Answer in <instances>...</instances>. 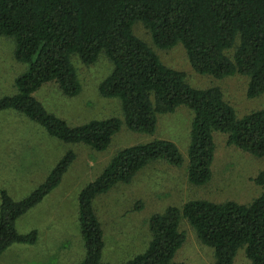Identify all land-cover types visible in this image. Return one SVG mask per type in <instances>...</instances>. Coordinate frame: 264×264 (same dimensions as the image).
Listing matches in <instances>:
<instances>
[{
	"label": "trees",
	"instance_id": "obj_1",
	"mask_svg": "<svg viewBox=\"0 0 264 264\" xmlns=\"http://www.w3.org/2000/svg\"><path fill=\"white\" fill-rule=\"evenodd\" d=\"M137 21L150 30L157 47L181 43L198 73L218 79L240 74L248 78V97L264 94V0H0V36L14 40V57L26 65L15 78L17 93L0 97V111L22 113L61 142L104 151L123 124L154 135L160 116L186 107L193 113L187 177L196 186L212 179L218 132L227 136L229 145L264 156V108L239 117L219 87L191 86L184 72L163 64L153 48L134 34ZM101 54L114 68L100 83L99 92L120 100L123 119L71 125L35 96L50 83L68 97L78 95L81 83L72 56L91 64ZM75 159V152L68 150L45 181L21 200L1 192L0 255L12 244L36 241L35 231L20 233L16 222L61 183ZM157 161L181 167L184 157L178 145L166 138L126 146L81 188L78 221L85 258L79 264H118L103 260L105 231L94 200L119 183H131ZM254 182L264 185V170ZM183 220L213 249L214 264H234L239 250H244L250 264H264V192L248 203L192 199L153 213L147 247L119 264H188L174 260L186 240Z\"/></svg>",
	"mask_w": 264,
	"mask_h": 264
},
{
	"label": "rangeland",
	"instance_id": "obj_2",
	"mask_svg": "<svg viewBox=\"0 0 264 264\" xmlns=\"http://www.w3.org/2000/svg\"><path fill=\"white\" fill-rule=\"evenodd\" d=\"M133 31L153 48L163 64L184 72L191 86L199 89L219 87L225 100L234 107L239 117L264 108V94L255 98L247 96L246 76L235 74L218 79L212 75L198 73L191 66L186 49L181 43L167 49L157 47L150 30L141 21L134 24ZM72 63L81 83V92L74 97H68L60 91L56 83L46 84L35 93L46 109L71 125L109 117L123 119L120 100L105 98L99 92L100 83L113 71L111 60L101 54L93 63L84 64L78 56L73 55ZM25 68L26 66L14 57V40L0 36V97L17 93L15 78ZM14 112L16 111H0V119L3 120L0 121V128L14 127L20 122V119L10 116ZM192 118V111L186 107L160 116L154 135L134 132L123 124L121 130L114 135L110 146L104 151L94 150L86 144H69L53 139L47 141L44 139V132L40 130L43 129L41 126L38 127V131L24 132L25 135L11 133L10 135L19 140L28 136L30 140H34L20 146L14 138L9 142V151L12 150V154L16 152L19 157L21 153L34 150L38 155L31 161L30 166L33 173L39 175L40 172L46 171L44 177L68 150H73L76 154L75 161L63 176L61 183L36 205L28 217L26 215L21 220L23 221L21 230L31 229L37 221L40 209L47 214L52 208V219L55 221L53 231L62 229L61 237L53 242V247L62 245L67 251L74 248L76 252L71 257L74 262L79 260L82 251L85 256L84 241L78 217L76 218L77 198L81 188L102 172L119 149L155 138L174 141L183 154L184 163L181 167H175L165 161L152 162L141 170L131 183H119L109 192L96 197L94 210L105 231L104 261L121 263L145 250L151 238L148 227L150 216L162 212L170 205L182 206L192 199L248 203L264 192V185L254 182V177L264 170V156L257 157L229 145L227 136L219 132L214 136L216 152L212 165V179L200 186L192 185L188 181L187 151ZM5 149L1 150L5 152ZM19 159L22 163L15 164L12 158L0 156V196L1 191L5 189L14 199L20 200L36 188L34 186L28 190L34 184V181L29 179L32 172L27 170V159L20 157ZM6 160L14 164L5 163ZM41 160H45V163H40ZM139 204L143 205L142 209L137 208ZM27 225L29 228H26ZM181 230L185 233L186 240L176 252L174 260L188 264H214L213 249L199 240L188 221H182ZM234 264H250L244 250H239Z\"/></svg>",
	"mask_w": 264,
	"mask_h": 264
},
{
	"label": "crops",
	"instance_id": "obj_3",
	"mask_svg": "<svg viewBox=\"0 0 264 264\" xmlns=\"http://www.w3.org/2000/svg\"><path fill=\"white\" fill-rule=\"evenodd\" d=\"M11 111H13V110H11ZM10 116L14 117L18 120L20 119L19 120L20 122H18L14 127L3 126L0 128V156L2 155V156H7L9 158H12V161L15 164L22 163V160H20L19 157L20 158H26L27 159V170H28V172H32L29 179H30V181L31 180L34 181V184L31 185L28 190L32 189L34 186L37 188L45 181V179L48 176L47 175L44 177V175L46 174V171L44 173L40 172V175L37 173H33V169L30 166V164H31V161L34 158H36V156L38 154L34 150H32V151L28 150L26 153H21L18 157L16 152H14V154H12V150L9 151L8 146H9V142L13 141L14 138L19 143L20 146L22 144L31 143L34 140H30L29 136L27 138L21 137V140H19V138L14 137V135H10V134L13 133V134L25 135L23 133L27 132L28 130L29 131H32V130L38 131L37 129L41 125L40 124L37 125L36 123H33L27 116H25L22 113L17 112V111L14 112L13 114H10ZM29 120L31 121V123H29L30 122ZM0 121H3V120L0 119ZM27 128H29V129H27ZM40 130L42 132H44V139L45 140L51 141V139H53L56 142H61L57 138L50 135L44 127H43V129H40ZM1 149H5V152ZM5 163L14 164L9 160H6ZM40 163L44 164L45 160H41ZM2 191L7 192V190H5V189H3ZM21 193H23V192H21ZM13 194L16 197H19V195L15 194L14 192H13ZM0 206H1V196H0ZM35 208H36V206L31 208L25 215L20 217L16 222V226H17V229L20 233L28 234V233L35 231L37 233L36 241L34 243H27V244L26 243L12 244L0 255V264H79L85 258L83 251L81 252L79 260H75V262H74L71 259V257L73 256V253L76 252V250L74 248H72V250L67 251L66 248L62 247V245H57V246L53 247V242L57 241V239L59 237H61L62 229L53 231V225H54L55 221L52 219V214H51L52 208L47 214H46V212H41V209H40L37 221L34 225L31 226V229L29 231H22L21 230L20 226L23 222L21 220L23 218H25L24 216H26V215L28 217L30 212H32V210H35ZM77 217H78V214H77L76 218ZM26 228H29V226L27 225ZM69 257H70V259H69ZM106 262H108V261H106Z\"/></svg>",
	"mask_w": 264,
	"mask_h": 264
}]
</instances>
